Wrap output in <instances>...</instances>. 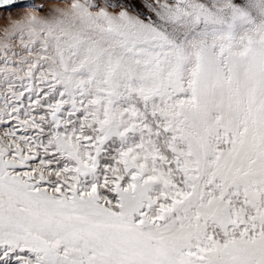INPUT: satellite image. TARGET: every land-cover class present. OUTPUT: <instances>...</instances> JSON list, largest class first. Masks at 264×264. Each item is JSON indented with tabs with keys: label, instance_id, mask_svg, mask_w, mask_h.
I'll use <instances>...</instances> for the list:
<instances>
[{
	"label": "snow or ice",
	"instance_id": "obj_1",
	"mask_svg": "<svg viewBox=\"0 0 264 264\" xmlns=\"http://www.w3.org/2000/svg\"><path fill=\"white\" fill-rule=\"evenodd\" d=\"M0 264H264V0H0Z\"/></svg>",
	"mask_w": 264,
	"mask_h": 264
}]
</instances>
